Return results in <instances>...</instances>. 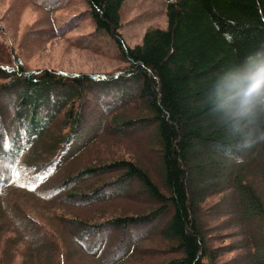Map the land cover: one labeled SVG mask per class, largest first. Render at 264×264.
Returning <instances> with one entry per match:
<instances>
[{"label":"trees","instance_id":"1","mask_svg":"<svg viewBox=\"0 0 264 264\" xmlns=\"http://www.w3.org/2000/svg\"><path fill=\"white\" fill-rule=\"evenodd\" d=\"M83 1L92 35L107 37L124 66L89 73L31 70L17 56L13 65L0 62L1 185L25 184L42 200L84 207L110 181L127 197L136 183L148 202L144 210L101 208L97 220L63 217L67 238L101 264L123 263L154 237L172 255L159 264H218L236 250L229 264H264V0H166V28L148 27L134 46L120 31L127 0ZM120 104L107 121L106 144L126 139L127 130L151 128L147 146L159 178L144 160L121 151L97 150L76 162L78 148L99 140ZM94 107L108 114H93ZM61 173L59 185L46 190ZM222 193L209 212L220 205L227 211L231 195L225 227L240 228L239 246L211 247L200 222L202 206ZM151 224L109 244L110 235ZM101 230L108 234L94 241Z\"/></svg>","mask_w":264,"mask_h":264},{"label":"rangeland","instance_id":"2","mask_svg":"<svg viewBox=\"0 0 264 264\" xmlns=\"http://www.w3.org/2000/svg\"><path fill=\"white\" fill-rule=\"evenodd\" d=\"M85 9L83 0H0V62L13 65L14 56H17L27 69L51 68L63 72L107 73L123 67L124 63L119 58L114 44L105 36L92 35L93 26L86 17ZM121 19V34L128 45L134 46L141 43L148 27L166 28V1L127 0L122 7ZM124 106L125 104L118 105L117 109L107 116L106 124L101 126L103 133L99 140L88 149H79L77 152L80 151V155L76 162L86 161L97 150L105 154L121 151L127 157L144 160L153 177L159 178L153 151L147 146V136H151V128L141 127L129 133L127 130L126 139L106 144L105 133L110 128L107 121L111 120L115 110ZM95 113L108 114L94 107L93 114ZM100 124V121H93L91 125H95V129ZM132 140L138 141L139 145L135 146ZM198 170L199 168L195 167L193 172L201 179L202 174H196ZM110 175L111 173L91 177L86 183H95ZM62 176L61 173L57 179L47 184L46 190H52L54 186L59 185ZM208 177L217 180L215 176ZM110 182L112 183L104 186L101 197L98 195L95 200L89 202H95L92 206L89 204L84 207H70L59 202V199L42 200L38 196L40 191L35 188L29 189L25 184H13L4 188L0 182V264H101L92 254L85 252L77 240L70 241L67 238L62 220L71 214L78 219H94L95 212H99L101 208H147L148 202H144V197L139 195L136 183L132 184L134 190L127 197L122 195L124 188L117 187L118 181ZM222 195L223 193L209 198L202 206V210L206 212L200 222L207 229L211 247L228 248L234 243L239 246L237 242L241 240L240 228L225 227V221L230 215L228 205H231V195L226 193L227 211L220 205L217 213L209 212L210 207L220 203ZM108 215L110 212L106 213V217ZM152 225L132 227L129 232L110 235L109 244L114 245L122 236H131L133 232V235H140ZM106 231L101 230L103 233L93 235L94 241H100ZM38 238L44 239L46 246H51V250L41 245L42 242ZM84 238L89 240V237ZM163 246L164 241L154 237L139 247L136 256L129 257L121 264H159L167 261L172 255L167 252L166 244ZM235 255L237 250L225 253L218 264H229Z\"/></svg>","mask_w":264,"mask_h":264}]
</instances>
